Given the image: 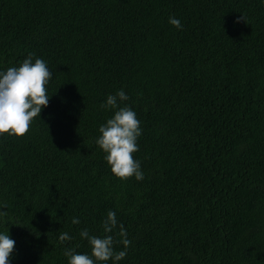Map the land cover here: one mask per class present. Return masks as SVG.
I'll return each mask as SVG.
<instances>
[{
    "label": "trees",
    "instance_id": "trees-1",
    "mask_svg": "<svg viewBox=\"0 0 264 264\" xmlns=\"http://www.w3.org/2000/svg\"><path fill=\"white\" fill-rule=\"evenodd\" d=\"M28 53L52 78L29 131L0 134L9 264L90 254L79 233L108 211L131 241L116 264H264V0H0V72ZM121 89L141 181L95 144Z\"/></svg>",
    "mask_w": 264,
    "mask_h": 264
},
{
    "label": "clouds",
    "instance_id": "clouds-1",
    "mask_svg": "<svg viewBox=\"0 0 264 264\" xmlns=\"http://www.w3.org/2000/svg\"><path fill=\"white\" fill-rule=\"evenodd\" d=\"M168 23L178 30L183 28L181 21L175 17L170 16ZM33 56V53H28L18 67H9L0 72V134L23 137L29 131L33 119L39 117L42 108L48 105L47 85L52 73L45 60L36 58L33 61ZM128 99L129 96L121 89L108 95L105 102L100 104L101 109L113 110V115L99 126L95 144L104 153L103 159L116 178L127 180L134 177L141 181L144 173L134 153L139 150L137 139L142 130L136 113L127 104L121 106V102ZM7 215V211H0V217ZM71 222L80 223L77 218ZM102 227L106 234L103 237L90 235L87 229L79 233L82 239H86L90 254H78L74 248H66L64 256L68 258L67 264H106L109 260L116 264L126 256L131 241L127 238L124 226L118 225L114 211L107 212ZM117 228L115 237H119L118 240L108 235ZM58 239L63 243L73 238L67 232H61ZM117 243L123 245L125 250L115 251L114 245ZM14 247L15 241L8 233H0V264H9Z\"/></svg>",
    "mask_w": 264,
    "mask_h": 264
}]
</instances>
